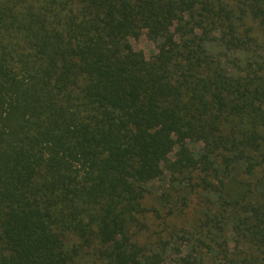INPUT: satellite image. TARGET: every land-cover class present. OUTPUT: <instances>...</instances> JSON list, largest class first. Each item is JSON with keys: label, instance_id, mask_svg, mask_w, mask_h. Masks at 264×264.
I'll return each instance as SVG.
<instances>
[{"label": "trees", "instance_id": "1", "mask_svg": "<svg viewBox=\"0 0 264 264\" xmlns=\"http://www.w3.org/2000/svg\"><path fill=\"white\" fill-rule=\"evenodd\" d=\"M0 264H264V0H0Z\"/></svg>", "mask_w": 264, "mask_h": 264}, {"label": "rangeland", "instance_id": "2", "mask_svg": "<svg viewBox=\"0 0 264 264\" xmlns=\"http://www.w3.org/2000/svg\"><path fill=\"white\" fill-rule=\"evenodd\" d=\"M132 44H133L135 50L143 52L148 58L153 57L157 53L156 45L153 42H151L150 40H148L146 37H141L138 40H134L132 42ZM212 51L218 52L216 50H212ZM190 146L194 150H198V151H199V149L201 147V145H196V144L195 145L194 144H190ZM172 157H174V155ZM170 175L168 174L167 177L161 183L154 184L153 186H151V191L154 194V198L152 199V201L155 202V200L162 193H164V192L166 193L167 191H169L173 187L172 184H173V181H175V180L172 179V177ZM176 180H177V184L181 185V187L189 186L187 180H181L180 178H178ZM173 194L175 196H177V194H175L174 192H173ZM172 251H174V250H172ZM187 253L188 252H186V254Z\"/></svg>", "mask_w": 264, "mask_h": 264}]
</instances>
